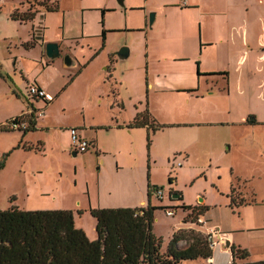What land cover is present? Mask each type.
<instances>
[{"label": "rangeland", "instance_id": "1", "mask_svg": "<svg viewBox=\"0 0 264 264\" xmlns=\"http://www.w3.org/2000/svg\"><path fill=\"white\" fill-rule=\"evenodd\" d=\"M53 1L3 0L0 5L2 75H7L8 72L14 77L13 67L16 57L19 56L25 70L41 74L40 78L49 83L51 94L59 88L58 97L54 95L56 100L49 103L50 105L45 107L42 102L36 105L37 109L45 108V117H38L37 120L44 119L46 125L29 136L35 142L42 140L45 144L44 149L43 147H38L39 150L20 149L16 143L19 138L17 132L8 129L6 132H0V162L4 161V166L0 170V209L17 203L27 210L71 206L79 211L82 209L76 207V204L78 201L83 202L82 206L87 204L89 193L96 191L100 179L103 195L110 197L108 196L110 192L115 199H123L129 193L136 195L139 192L146 197L150 183L154 188L153 206L158 207L155 211L153 233L162 240V251L167 249L174 230L183 224V220L199 223L196 217L188 216L189 214L185 216L180 201L174 199V193H178L184 196L186 204L196 205L199 204L200 196L207 197L209 201L207 204L210 207L205 208L207 212L205 218H211L210 224H219L222 230L235 232L237 239H240L244 247L251 252L250 261L264 258L262 229L264 221L261 212L241 211L225 204V196L220 191V187L225 188V177L220 178L218 171L212 170L213 167L206 160L192 161L186 158L175 138L180 129L174 123H165L159 127L163 133L159 138V144H156L153 133L155 127L152 128V132L137 126L129 127L132 122L130 116L133 106L129 105L128 100L125 101L128 107L119 100L120 109L116 103L113 107L112 104L109 105L107 96L103 94L101 97L104 103L97 101L98 94L104 87L102 84L104 79L106 80L113 71L106 70L109 65L111 66L110 57L124 46L129 48L128 45H124L125 42H137V37H144L143 31L146 27L143 14L148 12L144 0L128 2L123 0L124 6L120 0H60L62 6L60 12H45V6ZM82 5L84 9H80ZM30 11L37 13V17L32 21H14L12 18L13 12L23 15ZM42 11L46 13L44 18ZM152 12L156 14L157 11L156 9L149 11V16ZM42 26L44 36L49 38L62 36L74 38L85 35L87 40L77 47L74 45L70 48L67 45L69 54L63 51L66 47L63 44L60 57L51 61L38 49L28 53L29 48L24 45V41L28 37H33L35 32L36 37H42ZM153 29L154 33L159 32V28ZM96 52L98 54L90 61ZM66 55L75 58L74 65L69 67L63 65ZM134 59L131 57L116 61L113 78H117L116 89L122 94L126 93L124 81H130L126 73ZM84 65L86 66L83 67ZM80 69L83 70L79 73ZM2 75L0 74V122L24 105L22 102L12 103L6 99L7 89ZM113 108L125 112L121 116L125 117L126 123L124 125L123 121H120L119 130L109 129L120 116ZM83 116L96 123L94 130L99 131L100 141L104 144L103 152L107 153L106 163L102 162V158L100 159L93 147L87 153L73 155L74 149L68 126L75 122L82 124ZM108 122L110 124H107ZM128 128H134L135 131H140V134H133L132 137ZM222 158L223 156L221 160ZM221 172L224 175V171ZM216 177L220 180H216ZM157 190L163 192V199L154 194ZM167 210H173L174 215H168ZM78 211L79 225L83 223L89 234L95 233L93 236L97 238L93 216L89 212L82 216L83 213ZM183 230L187 233L192 231L190 228ZM187 239L189 237L183 240V247L187 245ZM212 256L216 263L227 264L233 261L232 254L221 244L212 248ZM202 261L204 263L205 259ZM187 262L199 264L200 260Z\"/></svg>", "mask_w": 264, "mask_h": 264}, {"label": "crops", "instance_id": "2", "mask_svg": "<svg viewBox=\"0 0 264 264\" xmlns=\"http://www.w3.org/2000/svg\"><path fill=\"white\" fill-rule=\"evenodd\" d=\"M144 4L148 12L153 9L157 12L152 26L149 25V13L143 14L146 27L143 31L144 37H137V42L124 43L129 46L127 58H135L126 73L127 77H130L128 79L130 81H124L126 93H120L119 89L117 91V78L113 76L116 61L127 58L120 59L116 52L110 57L111 66L106 68L107 71L110 69L113 71L106 80L104 79L102 83L104 87L98 94L97 101L104 103L101 97L103 94L107 96L109 105L112 104L113 107L116 103L120 109L119 102L126 105L125 101L128 100L129 105L133 106L130 122L139 113H149L150 121H153L157 127L153 130L156 144H159V138L163 133L159 126L174 123L180 129L175 138L186 158L192 161L206 160L213 167L212 170L218 171L220 178L225 177V188L218 185L225 196V204L232 208L231 200L234 198L237 204L234 207L241 211L261 212L264 221V0H144ZM81 8L84 9V5ZM60 10H62L61 5L56 12ZM45 12H41L42 18ZM14 21L19 20L14 19ZM43 27L42 37H38L37 43L26 47L29 48L28 53L38 49L44 56L46 43L58 42L61 50L65 44L63 51L69 54V47L74 45L77 47L87 40L85 35L74 38L63 36L49 38L44 36ZM155 27L159 28L158 33H154ZM31 40L32 37H28L24 45ZM72 59L71 65H74L75 58L72 56ZM63 65L69 67L65 62ZM6 73L7 75H2L6 83V99L12 103L22 102L24 105L19 108L20 110L7 116L0 125L27 112L29 106L36 107L42 102L27 96L29 84L36 83L48 93H52L49 83L40 78L41 74H33L32 71L25 70L19 56L16 57L13 67L14 77ZM58 89H55V93L51 95L58 97ZM55 96L52 101L56 100ZM113 109L120 116L109 129L119 130L120 121H123L124 125L126 123L125 117L121 116L125 112ZM45 123L42 118L36 120L34 130L26 133L12 130L11 132H17L19 136L17 147L25 150H39L41 147L44 149L45 144L42 140L35 142L29 135L43 128ZM94 125H96L95 121L83 116L82 124L75 122L68 128H78L92 143L90 149L93 147L100 159L102 158V162L106 163L107 153L103 152L105 147L100 141L99 131L94 130ZM138 128H146L148 132H152L153 127ZM128 129L132 137L133 134H140V131H135L134 128ZM221 156H223L222 160ZM221 170L224 171V175ZM216 180L220 179L216 177ZM101 181L100 179L96 191L89 193L86 205L82 206V201L76 204V207L83 210L82 216L90 213L91 207L135 208L146 207L149 203L154 205L152 196L147 198L148 193L146 197L139 192L136 195L129 193L123 199H115L109 192L110 197H107L103 195ZM130 185L132 186V183ZM177 195L174 199L180 201L181 206L191 205L201 209L203 213L198 218L206 222L199 224L183 220V224L174 230L173 235L187 228L207 235L208 231L215 227L225 234L227 242L230 241L231 245L245 248L242 241L237 239L235 232L222 230L219 224L211 225V218H205L207 215L205 208L210 207L207 204L209 202L207 197L200 196L199 204L195 205L186 204L184 196L178 193ZM13 205L19 206L17 203ZM53 209H72L76 226L85 230L89 239H97L93 236L95 233L89 234L83 223L79 225L76 208L57 206ZM185 213L186 216L189 211L185 210ZM96 236L98 237V234ZM182 242L183 240L179 243L181 248H183ZM230 247L227 249L232 254ZM213 259L214 264H221L216 263L214 257ZM198 260H200L199 264H203L202 259ZM259 260H251V262ZM187 261H183V264H188Z\"/></svg>", "mask_w": 264, "mask_h": 264}, {"label": "trees", "instance_id": "3", "mask_svg": "<svg viewBox=\"0 0 264 264\" xmlns=\"http://www.w3.org/2000/svg\"><path fill=\"white\" fill-rule=\"evenodd\" d=\"M60 0L45 6L46 12L59 11ZM36 11L12 18L21 22L32 21ZM106 32L103 31V41ZM38 37L25 46H34ZM96 52L90 60H92ZM86 66V65H84ZM83 66V67H84ZM81 71V69L79 70ZM0 74L1 66H0ZM30 127L24 133L34 130L36 120L29 117ZM149 113H139L129 127H155ZM161 127V126H159ZM154 129V128H153ZM0 131L7 128L0 125ZM150 144V136L148 137ZM4 161L0 162V170ZM149 183L148 195L153 194ZM237 206L234 198L231 207ZM188 216L198 219L203 212L198 207L182 205ZM157 206L150 203L144 207L90 208L96 220L97 239L91 240L85 230L76 226L72 209L26 210L17 205L0 209V264H183L186 260L212 257L208 236L191 229L189 233L179 230L170 240L166 251H162V240L153 233ZM83 213V210H79ZM188 243L179 247L181 240ZM232 264H264V260L249 261L247 249L231 245Z\"/></svg>", "mask_w": 264, "mask_h": 264}, {"label": "built area", "instance_id": "4", "mask_svg": "<svg viewBox=\"0 0 264 264\" xmlns=\"http://www.w3.org/2000/svg\"><path fill=\"white\" fill-rule=\"evenodd\" d=\"M3 0H0V5ZM27 96L32 100H40L45 104V107L54 99V96L48 93L45 89L40 87L36 83H31L27 87ZM34 115V120H37L38 117H44L45 108L37 109L35 106H29L28 111L24 112L6 123L3 124L9 130H19L25 131L30 127L29 117ZM71 133V143L75 152L77 153H85L89 151L91 147V142L80 132V130L76 127L70 129ZM182 165V163H179ZM154 194L157 195L158 198H163V192L161 190L154 191ZM168 215H174L173 210H167ZM199 224H205L206 221L202 219H197ZM208 240L210 242L211 247L213 248L217 244H221L224 249L227 248L226 242L227 237L221 230H217L215 227L211 228L208 233ZM203 264H214L213 257H209L205 259Z\"/></svg>", "mask_w": 264, "mask_h": 264}, {"label": "water", "instance_id": "5", "mask_svg": "<svg viewBox=\"0 0 264 264\" xmlns=\"http://www.w3.org/2000/svg\"><path fill=\"white\" fill-rule=\"evenodd\" d=\"M120 3L122 5H124L123 3V0H120ZM155 12H152L150 13V16H149V25L152 26L154 21H155ZM45 52H46V55L48 58L52 59V60H55L57 58L60 57L61 55V49H60V44L58 42H48L46 43V47H45ZM129 55V48L124 46L122 47L118 52H117V56L120 58V59H125L127 58ZM73 62V59L70 55H66L65 56V64H67L68 66H70ZM74 155L77 154V152L74 151L73 153ZM174 196H178L177 194L174 195ZM227 247H230L231 246V242L228 241L227 242Z\"/></svg>", "mask_w": 264, "mask_h": 264}]
</instances>
